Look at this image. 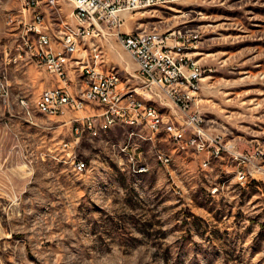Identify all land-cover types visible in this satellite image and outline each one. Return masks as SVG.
I'll list each match as a JSON object with an SVG mask.
<instances>
[{
	"label": "rangeland",
	"instance_id": "1",
	"mask_svg": "<svg viewBox=\"0 0 264 264\" xmlns=\"http://www.w3.org/2000/svg\"><path fill=\"white\" fill-rule=\"evenodd\" d=\"M74 8L57 0L44 9L51 34L78 24ZM119 16L124 33H198L189 57L205 71L197 99L206 128L264 154V0H176ZM31 18L25 0H0V78L11 92L0 97V264H264V176L241 187L229 160L204 169L170 136L149 141L122 126L78 141L71 120L91 112L41 114L55 78L14 61ZM113 32L100 42V69L139 87L138 65ZM143 101L167 114L160 101ZM128 144L147 173L134 172ZM257 163L264 169V155Z\"/></svg>",
	"mask_w": 264,
	"mask_h": 264
},
{
	"label": "built area",
	"instance_id": "2",
	"mask_svg": "<svg viewBox=\"0 0 264 264\" xmlns=\"http://www.w3.org/2000/svg\"><path fill=\"white\" fill-rule=\"evenodd\" d=\"M68 1L75 6L73 16L78 24L74 26L63 22L58 33L53 35L46 24L44 9L57 7V1L25 0L26 9L32 12V18L25 24L21 37L22 51H18L17 61L20 56H27L28 62L40 64L60 83L45 90L38 105H43L57 117H64L70 111L75 114L91 112L84 117L75 115L71 120L78 141L86 136L97 135L98 127L104 123H112V128L117 127L119 121L146 123L151 133L157 134L159 138L170 136V141H178L179 147L192 149L201 156L204 169L209 168L205 165V153H214L219 160H229L231 163H234L235 158H242L244 171H250V178L238 174L241 187L261 181L264 169L257 159L264 155L263 152H242L237 144L225 142L223 136L211 133L205 126L197 99L205 71L189 57L200 35L181 29L163 34L122 32L125 22L119 16L120 12L166 6L176 0ZM34 15H41V23H34ZM106 30L114 31L122 47L138 65L137 77L141 86L129 88L121 81H115L113 71L100 74L105 55L100 40L108 34ZM54 54L64 56L65 67L55 65ZM70 74H73L72 78ZM158 90L172 104L165 102ZM134 93H142L147 98L160 101L167 109V116L159 117L154 111L139 108L134 103ZM10 96V88L0 90L1 98L8 100ZM28 115L32 117V114ZM202 139H209V146H202ZM122 150L128 151L131 164L136 167L139 163V147ZM75 166L84 171L88 169L84 161H76Z\"/></svg>",
	"mask_w": 264,
	"mask_h": 264
},
{
	"label": "bare ground",
	"instance_id": "3",
	"mask_svg": "<svg viewBox=\"0 0 264 264\" xmlns=\"http://www.w3.org/2000/svg\"><path fill=\"white\" fill-rule=\"evenodd\" d=\"M57 1V0H52ZM174 1H171L173 3ZM34 23H41V15H34ZM27 24V23H26ZM20 49V48H19ZM54 62L57 67H65V59L62 54H54ZM100 74H108V72H104L100 69ZM113 78L115 81H121V78L119 74L113 72ZM122 84V81H121ZM0 90H9L8 85L5 83L3 79L0 78ZM134 103L137 104L139 108H146L148 110L154 111L156 116L159 117H166L167 114L163 111L157 109L155 106L150 105L146 102H144L141 98L137 96V93H134ZM39 112L41 114H44L49 117H57L54 113H49V109L44 108L43 105H38ZM105 126L112 127V123H104ZM117 126L125 127L129 130H131V136L132 137H141L142 139L149 140V141H155L158 137L157 134L151 133V128L146 123H138L134 121H119L117 122ZM146 133V135L142 134ZM131 141V140H130ZM131 144H128L126 149L129 148ZM202 146H209V139H202ZM126 151V150H124ZM212 159H218L214 153H205V165L209 167ZM129 161L131 163V155L129 157ZM160 161L163 165H169L171 163V159L166 155L160 156ZM234 166H235V176L239 184L240 181L238 180V174H243V178H250V171H244L243 166V159L242 158H235L234 159ZM76 167V166H75ZM79 172H84L83 169H76ZM134 172L138 174H145L148 172V167L144 169V166L142 168L135 167L133 165Z\"/></svg>",
	"mask_w": 264,
	"mask_h": 264
},
{
	"label": "crops",
	"instance_id": "4",
	"mask_svg": "<svg viewBox=\"0 0 264 264\" xmlns=\"http://www.w3.org/2000/svg\"><path fill=\"white\" fill-rule=\"evenodd\" d=\"M127 33V32H126ZM131 33V32H130ZM104 41V39L100 40V42ZM20 48V49H19ZM17 51H22V43L21 45L18 47V50ZM15 62H17V56L14 60ZM20 62H25V64H30V63H33L37 66H39L40 68H43L45 69L44 67H42L40 64L36 63V62H33V61H29L28 62V57L27 56H20ZM55 78V77H54ZM55 81L57 82L58 86L60 85L59 81L55 78ZM55 87V86H54ZM49 89V88H48ZM47 90V89H46ZM137 96L145 101H153L152 98H147L145 95H142V93H137Z\"/></svg>",
	"mask_w": 264,
	"mask_h": 264
}]
</instances>
